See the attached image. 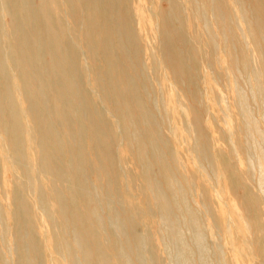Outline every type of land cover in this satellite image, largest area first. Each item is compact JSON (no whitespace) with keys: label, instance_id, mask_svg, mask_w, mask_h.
I'll list each match as a JSON object with an SVG mask.
<instances>
[{"label":"bare ground","instance_id":"6f19581e","mask_svg":"<svg viewBox=\"0 0 264 264\" xmlns=\"http://www.w3.org/2000/svg\"><path fill=\"white\" fill-rule=\"evenodd\" d=\"M0 264H264V0H0Z\"/></svg>","mask_w":264,"mask_h":264},{"label":"rangeland","instance_id":"374dc122","mask_svg":"<svg viewBox=\"0 0 264 264\" xmlns=\"http://www.w3.org/2000/svg\"><path fill=\"white\" fill-rule=\"evenodd\" d=\"M146 4V6L147 7H149V4L146 2L145 3ZM159 7L160 8H166L167 7V3L165 2V1H159ZM154 37H151L149 40H148V42L150 43L151 42V40L153 39ZM185 103L187 104V101L185 100ZM203 213L205 212V209L204 208H202V209H200ZM209 219V218H208ZM209 221V220H208Z\"/></svg>","mask_w":264,"mask_h":264}]
</instances>
